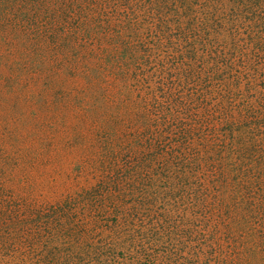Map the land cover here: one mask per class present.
Returning a JSON list of instances; mask_svg holds the SVG:
<instances>
[{
	"label": "rangeland",
	"instance_id": "rangeland-1",
	"mask_svg": "<svg viewBox=\"0 0 264 264\" xmlns=\"http://www.w3.org/2000/svg\"><path fill=\"white\" fill-rule=\"evenodd\" d=\"M138 4L139 65L106 38L57 57L14 46L0 264H264V0Z\"/></svg>",
	"mask_w": 264,
	"mask_h": 264
},
{
	"label": "trees",
	"instance_id": "trees-1",
	"mask_svg": "<svg viewBox=\"0 0 264 264\" xmlns=\"http://www.w3.org/2000/svg\"><path fill=\"white\" fill-rule=\"evenodd\" d=\"M142 1L144 0H0V80L6 84H18L20 78L18 73H21L19 70H24L26 63L16 62L12 53L14 46L23 43H26L28 48L44 51L40 53L41 56L49 50L47 56L57 57L60 54L76 53L77 55V47L79 52L95 40L98 42L106 38V43L118 46L115 47L117 64L122 58L121 63L139 65L140 53L138 55L133 53L129 39L138 37L132 30L131 22L137 19L136 15L139 14L137 9L141 6L138 3ZM108 6L117 10L120 16L115 26L100 20L101 12ZM151 16L160 20L157 23L159 26L164 23V19H168L159 15L154 8L151 10ZM138 43L139 41L135 43L137 49ZM143 47L144 45H140V51ZM31 63L33 66L42 65L33 58ZM82 66L86 71L83 73L85 78L93 81L100 79L103 69H93L96 65ZM1 69H6L7 73ZM128 70L132 69L128 68ZM134 71L137 73L140 68ZM234 168L235 165H231L227 170L232 171ZM223 170L219 171L221 178L226 177V170L221 174ZM83 264H108V262Z\"/></svg>",
	"mask_w": 264,
	"mask_h": 264
}]
</instances>
